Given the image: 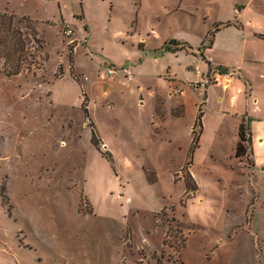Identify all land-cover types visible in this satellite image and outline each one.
<instances>
[{"label":"rangeland","instance_id":"obj_1","mask_svg":"<svg viewBox=\"0 0 264 264\" xmlns=\"http://www.w3.org/2000/svg\"><path fill=\"white\" fill-rule=\"evenodd\" d=\"M217 1L224 8V2L242 0H144L143 13L182 3L188 13L173 17L184 16L190 28H198L203 17L198 21L192 14L200 17L211 7L215 15ZM112 7L111 0H69L64 13L85 9L99 24L94 10ZM219 19L229 25L230 13L222 9ZM0 22L10 26L12 42L9 55L0 53V264H264L262 211L257 208L252 229L246 222L233 227V218L242 220L245 194H232L230 203L232 184L201 175L199 196L186 170L173 176L154 168L169 159L152 153L125 157L119 137L104 125L101 135L114 144L109 153L103 144L96 147L91 129L78 127L77 112L51 105L49 81L60 73L56 65L63 58L69 64L71 37L59 28L43 32L30 20L0 16ZM219 24L210 20L205 28ZM7 63L9 69L20 64L21 75H7ZM98 108L97 118L104 112ZM211 141L209 135L198 150V157L209 158L196 159L197 173L202 162L223 161L220 154L234 143L230 135ZM237 158L248 161L246 155ZM252 211L249 205L250 218Z\"/></svg>","mask_w":264,"mask_h":264},{"label":"crops","instance_id":"obj_2","mask_svg":"<svg viewBox=\"0 0 264 264\" xmlns=\"http://www.w3.org/2000/svg\"><path fill=\"white\" fill-rule=\"evenodd\" d=\"M68 1L0 0L1 15L35 22L43 32L46 27L59 28L62 33L66 27L73 29L69 64L63 58L56 65L60 73L49 81L51 105L57 111L77 112L78 127L90 128L91 142L95 145L96 140L99 148L103 144L106 153L114 141L101 135L103 125L119 137L125 157L135 159L152 153L158 159H169L154 164V168L170 170L173 176L186 170L199 196L203 184L198 176L212 175L211 182L217 179L224 185L229 182L233 191L229 192L230 203L232 194L239 199L244 194L247 197L240 206L242 220L233 218V227L246 222L252 229L257 208L264 215V1H227L224 8L222 1H217L215 15L211 7L200 17L192 14L198 21L203 17L198 28H190L183 15L174 18L188 13L182 3L159 4L143 13L144 0H111L112 12L101 8L92 13L99 19L97 24L85 9L80 14L74 11L72 16L64 13ZM222 9L230 13L229 25L219 19ZM210 20L220 24L206 29ZM158 22L171 31L164 33ZM109 66L129 67L134 76H110ZM227 72L232 74L229 82L224 80ZM204 76H210L213 83L201 84L196 90L188 85L202 82ZM177 85L184 94L174 93ZM99 105L104 112L97 118ZM101 117L107 124H102ZM243 124L248 128L249 162L236 156ZM209 135L211 142L225 141L230 135L234 143L230 151L223 148V161L202 162L197 173L193 170L196 159L209 158L204 154L198 157ZM180 181L183 179L176 181L177 185ZM199 200L204 202L205 197ZM249 205L254 209L252 218L247 212Z\"/></svg>","mask_w":264,"mask_h":264},{"label":"trees","instance_id":"obj_3","mask_svg":"<svg viewBox=\"0 0 264 264\" xmlns=\"http://www.w3.org/2000/svg\"><path fill=\"white\" fill-rule=\"evenodd\" d=\"M0 16H6L1 15ZM11 19V17H9ZM1 23V22H0ZM11 30L10 26H7L5 23L0 24V53H3V55H9L10 50L12 47V42L10 40V34L9 31ZM9 59L7 58V61ZM20 64L15 65L11 69L6 70L7 75L12 76L15 74H18L20 72ZM247 126L241 125L240 132H239V142L236 149V156L242 157L247 154V144H248V138L246 136L247 134ZM95 145L98 146L97 141L95 140ZM189 188V184L187 185ZM194 189V188H193Z\"/></svg>","mask_w":264,"mask_h":264},{"label":"built area","instance_id":"obj_4","mask_svg":"<svg viewBox=\"0 0 264 264\" xmlns=\"http://www.w3.org/2000/svg\"><path fill=\"white\" fill-rule=\"evenodd\" d=\"M64 35L67 37H72L73 34V29L71 27H66L65 30L63 31ZM71 43H73V41L71 40ZM108 73L110 76H115L117 74L126 76L129 79L133 78V73L132 70L129 67H114V66H109L107 69ZM198 75H201L200 70H197ZM232 77V74H230L229 72L224 74V80L226 82H229L230 79ZM210 83H213V80L210 76H204L203 81L202 82H188V85L193 88L194 90L200 88L201 84H205L208 85ZM174 93L177 95H182L184 94V89L180 86L177 85L174 88Z\"/></svg>","mask_w":264,"mask_h":264}]
</instances>
